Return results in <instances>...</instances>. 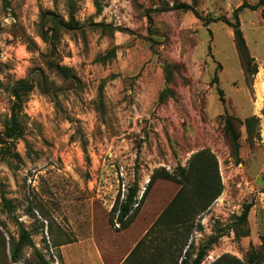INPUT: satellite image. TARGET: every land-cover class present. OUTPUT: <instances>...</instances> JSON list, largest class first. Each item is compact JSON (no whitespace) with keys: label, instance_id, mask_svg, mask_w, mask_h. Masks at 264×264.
I'll return each instance as SVG.
<instances>
[{"label":"rangeland","instance_id":"1","mask_svg":"<svg viewBox=\"0 0 264 264\" xmlns=\"http://www.w3.org/2000/svg\"><path fill=\"white\" fill-rule=\"evenodd\" d=\"M183 2L233 20L244 0H0V183L14 204L9 214L0 194L7 240L23 224L55 264H121L180 185L157 180L125 229L112 220L117 199L137 184L140 202L156 169L172 172L208 148L224 190L192 235L196 247L219 236L202 264L224 254L248 264L252 250L264 254V13H239L259 65L247 83L233 28L175 8ZM20 79L33 89L19 113L24 135L5 158L1 138ZM226 112L259 118L251 145L242 126L239 163L223 131ZM247 203L248 235L238 237L234 224Z\"/></svg>","mask_w":264,"mask_h":264},{"label":"trees","instance_id":"2","mask_svg":"<svg viewBox=\"0 0 264 264\" xmlns=\"http://www.w3.org/2000/svg\"><path fill=\"white\" fill-rule=\"evenodd\" d=\"M260 7H262L264 13V0H258L254 4L244 0L234 10L233 20H229L225 16L204 17L189 3L183 2L175 5L176 9L192 11L196 17L206 24L223 20L233 28L234 42L247 83H250L253 80V76L258 73L259 65L247 44L239 13L244 8L256 10ZM52 20L60 27L71 26L69 22L58 18H52ZM99 25L110 30L114 29L109 24ZM115 53V50L111 49L107 56H114ZM58 70L65 75L70 72V68L66 66H59ZM167 78L172 80L169 74ZM32 89L33 85L27 79L18 80L11 89L16 101L14 103V113L6 121L3 137L1 138V150L5 158L11 154L13 141L20 139L24 135V127L19 119V113L24 102V95ZM217 89L221 101H225L224 91L220 87ZM100 90L102 91V86ZM165 91L171 90H164L161 95L162 98L167 93ZM221 119L223 131L230 143L232 154L236 162L239 163L241 161L240 140L242 126L245 128L246 139L251 145L255 140L256 124L259 118L251 115L241 119L226 112L221 116ZM159 179L174 181L180 185V188L121 264H202L219 236H212L207 244L196 247L195 242L192 241V235L196 228H201V224L197 220L211 208L224 190L217 155L208 148L201 149L193 153L186 166L179 165L172 172L166 168L156 169L140 202L137 200L139 189L137 184L129 188L123 200H120V197L117 199L112 209V220L120 224L124 229L129 227L138 211V209L134 208V205L138 203L139 206L144 201L149 189ZM4 187V183L1 182L2 206L9 214H13L14 204L7 197ZM251 207L252 204H245L243 212L237 216L234 231L238 237L248 235V230L244 228V225L247 224ZM19 225L17 237L11 235L9 240H7L4 234L0 233V264H19L23 259L24 264H55L54 260L48 259L46 254L36 246L32 231L28 230L23 224ZM27 247L33 249L30 258L23 257ZM195 250L197 251L195 252ZM246 260L248 264H262L264 254L252 250ZM238 263L242 264V261L229 254H224L211 264Z\"/></svg>","mask_w":264,"mask_h":264},{"label":"bare ground","instance_id":"3","mask_svg":"<svg viewBox=\"0 0 264 264\" xmlns=\"http://www.w3.org/2000/svg\"><path fill=\"white\" fill-rule=\"evenodd\" d=\"M264 88V85H262V87H261V89H263ZM264 90V89H263ZM260 94V102L262 103V102H264V92H263V94H262V91H261V93H259ZM259 103V102H258ZM260 103V104H261Z\"/></svg>","mask_w":264,"mask_h":264},{"label":"crops","instance_id":"4","mask_svg":"<svg viewBox=\"0 0 264 264\" xmlns=\"http://www.w3.org/2000/svg\"><path fill=\"white\" fill-rule=\"evenodd\" d=\"M240 5H241V4H239V6H240ZM263 89H264V88H263ZM263 89L261 90V91H262V94H263V92H264V90H263ZM146 231H147V230H146Z\"/></svg>","mask_w":264,"mask_h":264}]
</instances>
